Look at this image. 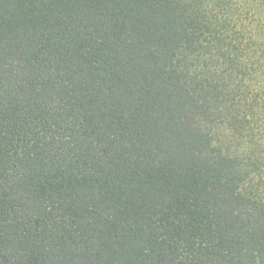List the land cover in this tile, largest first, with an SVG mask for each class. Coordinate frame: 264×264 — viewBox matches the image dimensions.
I'll list each match as a JSON object with an SVG mask.
<instances>
[{
	"label": "trees",
	"instance_id": "obj_1",
	"mask_svg": "<svg viewBox=\"0 0 264 264\" xmlns=\"http://www.w3.org/2000/svg\"><path fill=\"white\" fill-rule=\"evenodd\" d=\"M0 264H264V0H0Z\"/></svg>",
	"mask_w": 264,
	"mask_h": 264
}]
</instances>
